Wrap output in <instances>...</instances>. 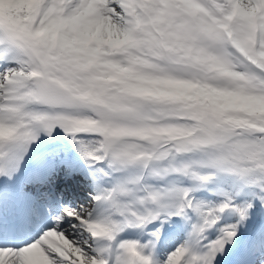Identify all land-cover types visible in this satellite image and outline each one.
Returning a JSON list of instances; mask_svg holds the SVG:
<instances>
[{
  "label": "snow or ice",
  "instance_id": "6c2138e0",
  "mask_svg": "<svg viewBox=\"0 0 264 264\" xmlns=\"http://www.w3.org/2000/svg\"><path fill=\"white\" fill-rule=\"evenodd\" d=\"M0 264H264V0H0Z\"/></svg>",
  "mask_w": 264,
  "mask_h": 264
}]
</instances>
